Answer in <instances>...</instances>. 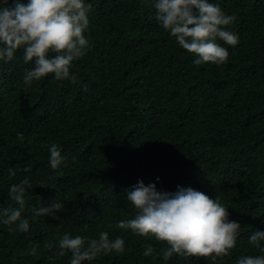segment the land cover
I'll use <instances>...</instances> for the list:
<instances>
[{"label":"trees","instance_id":"obj_1","mask_svg":"<svg viewBox=\"0 0 264 264\" xmlns=\"http://www.w3.org/2000/svg\"><path fill=\"white\" fill-rule=\"evenodd\" d=\"M87 2L90 48L72 62L76 81L49 73L25 85L32 64L22 49L0 63V208L18 206L10 184L33 182L22 212L29 230L0 224V264H68L70 252L49 261L45 247L65 231L124 238V253L82 264H236L259 255L248 237L264 229V0H213L239 35L234 46L217 39L229 51L221 65L194 64L196 54L156 20L152 0ZM52 142L66 157L57 169L48 162ZM141 179L218 196L242 227L236 245L216 260L143 256L148 243L159 253L166 242L115 227L135 215L124 192ZM51 200L63 204L55 216L33 218ZM33 245L37 255L28 253Z\"/></svg>","mask_w":264,"mask_h":264},{"label":"clouds","instance_id":"obj_2","mask_svg":"<svg viewBox=\"0 0 264 264\" xmlns=\"http://www.w3.org/2000/svg\"><path fill=\"white\" fill-rule=\"evenodd\" d=\"M152 6L156 10V20L178 45L196 54L194 64L225 63L229 51L217 39L233 46L239 41V35L225 27L232 24L235 17L225 14L213 0H152ZM90 7L87 0H11V3L0 0V63L14 60L17 50L22 49L23 61L32 64L24 70L25 85L49 73L57 80L76 81V74L71 71L72 62L90 48L84 34L89 25ZM48 152L52 169H57L66 159L56 142L49 145ZM24 171L28 172L29 167ZM8 175L16 176V170L10 168ZM32 186L27 176L8 186V197L18 206L0 208V224L15 223L19 231L29 230V220L22 212ZM124 194L134 207L135 215L118 220L115 227L131 229L140 236H154L167 244L157 253L148 243L142 251L145 257L159 255L166 262L176 254L216 260L228 255L237 243L242 228L240 222L229 219L228 207L218 196L210 198L191 186L177 185L176 191L158 190L156 183L145 184L142 179L130 190L125 189ZM62 207V202L51 200L47 205L34 207L33 218L55 216V210ZM248 240L260 254L239 257L236 264H264V229L253 230ZM37 247L33 245L28 253L37 255ZM45 247L52 250L49 261L70 252L68 264H82L101 254L124 253L125 240L122 236L110 239L108 231H100L98 238L65 231Z\"/></svg>","mask_w":264,"mask_h":264}]
</instances>
